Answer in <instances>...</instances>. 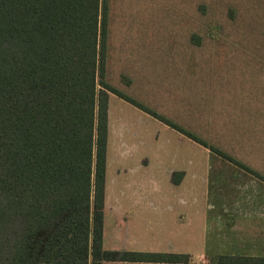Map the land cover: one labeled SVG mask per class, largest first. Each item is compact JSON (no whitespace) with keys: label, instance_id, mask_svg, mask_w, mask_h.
<instances>
[{"label":"trees","instance_id":"1","mask_svg":"<svg viewBox=\"0 0 264 264\" xmlns=\"http://www.w3.org/2000/svg\"><path fill=\"white\" fill-rule=\"evenodd\" d=\"M106 38L107 0H0V264L190 259L103 248L108 94L160 118L106 82Z\"/></svg>","mask_w":264,"mask_h":264},{"label":"crops","instance_id":"2","mask_svg":"<svg viewBox=\"0 0 264 264\" xmlns=\"http://www.w3.org/2000/svg\"><path fill=\"white\" fill-rule=\"evenodd\" d=\"M226 62L217 59V154L108 94L104 249L183 254L203 258L204 264H210L211 252L214 260L217 255L264 257V182L251 177L263 185L210 190L205 185L211 156L223 163L231 157L264 175V73L262 82L244 72L229 76L223 72L236 71L247 60ZM105 77L108 82V70ZM181 108L173 109V120L185 123ZM156 242L162 248L153 246Z\"/></svg>","mask_w":264,"mask_h":264},{"label":"rangeland","instance_id":"3","mask_svg":"<svg viewBox=\"0 0 264 264\" xmlns=\"http://www.w3.org/2000/svg\"><path fill=\"white\" fill-rule=\"evenodd\" d=\"M106 49V82L111 87L187 131L217 154V59L226 63L247 60L246 64L235 66L236 71L223 73L253 74L255 80L262 82L264 0H107ZM178 108L184 111L185 123L173 120V109ZM207 160L211 165L205 177L209 190L217 185H263L251 177L264 182V175L244 162L228 156L227 164L222 160L215 162L212 156ZM234 165L250 174L240 173ZM206 244L212 246V242ZM153 246L162 248V243ZM212 254L207 258L210 264H217L220 256H229L217 255L214 260ZM202 260L189 259L190 264H204ZM147 263L153 262L140 264Z\"/></svg>","mask_w":264,"mask_h":264}]
</instances>
